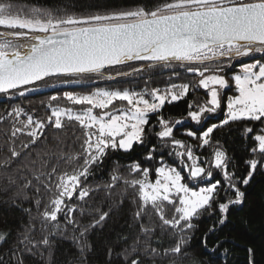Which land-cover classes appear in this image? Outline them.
Returning <instances> with one entry per match:
<instances>
[{
    "label": "snow or ice",
    "instance_id": "snow-or-ice-1",
    "mask_svg": "<svg viewBox=\"0 0 264 264\" xmlns=\"http://www.w3.org/2000/svg\"><path fill=\"white\" fill-rule=\"evenodd\" d=\"M0 28V94L9 99L24 97L41 86L56 87L45 83L48 78L75 84L116 80L144 70L107 71L128 61H146L149 68H167L175 62L197 78L194 83H171L164 89L140 92L128 88L65 91L40 101L46 109L41 118L20 106L7 111L11 122L2 130L0 193L21 207L28 220L7 249V261L0 254V264H24L20 253L43 257L44 249L50 259V237L62 235L69 227L83 254L91 247L87 234L111 212V207L104 210L103 203L89 204L96 191L103 190L108 197L119 195L123 203L128 189L132 190V203L137 205L133 218L140 231L131 239L118 238L117 243L125 245L116 253L122 264H144L143 258L161 255L152 246L158 228L157 243L165 235L175 239L163 255L182 254L190 239L187 233L197 227L194 220L204 213L211 216L218 212V223L223 225L230 207L243 203L245 193L239 185L247 186L257 168L264 169V0H138L133 7H104L79 14L67 8L21 7L13 0H0ZM256 54L261 58L240 63L238 71L228 75L227 69L234 62ZM233 85L236 94L227 97L225 118L205 126L208 115L221 109L222 91ZM198 88L205 91L207 99L189 101L186 117L175 121L165 118L162 110L166 103L178 102ZM151 114H156V125L151 128L159 127L154 132L159 147L171 149L168 154L180 160L187 180L197 182V186L184 182L181 170L164 164L163 156L161 166L154 169V182L150 179L152 169L132 158L126 166L113 162L109 181L95 187L88 184L94 169L100 170L111 153L129 154L134 146L146 144ZM6 116L0 114V122L8 123ZM185 119L202 128L199 133H184L199 142L195 146L174 136L175 127ZM231 124H242L237 131L251 142L247 149L251 158L243 161L246 175L237 174L238 166L219 140H213L216 130ZM68 129L73 142L79 143L78 150L64 148ZM205 147L211 148V158L201 161L195 148ZM157 150L158 146L149 148L144 162L152 161ZM214 171L222 178L213 181ZM205 181L200 187L198 182ZM118 186L121 191L116 193ZM24 202L33 207L23 208ZM89 216V223L81 222ZM208 231L214 232L215 226ZM9 236L10 229L0 230V243L7 242ZM204 240L206 246L207 235ZM112 255L110 247L108 256Z\"/></svg>",
    "mask_w": 264,
    "mask_h": 264
},
{
    "label": "trees",
    "instance_id": "trees-1",
    "mask_svg": "<svg viewBox=\"0 0 264 264\" xmlns=\"http://www.w3.org/2000/svg\"><path fill=\"white\" fill-rule=\"evenodd\" d=\"M138 0H13V3L21 7L37 6L49 9H68L75 13H82L87 11L103 10L104 7H133ZM0 30H3L0 28ZM261 54L255 56L244 57L242 61L234 62V66L227 69L228 75L238 71L240 63L253 62L255 59H260ZM148 62L140 64H125L117 66L114 69L107 71L114 73L115 71L130 72L134 67H143L144 70L125 77H118L116 80H88L80 83L81 88L78 90H57L50 94L34 97H20L15 96L9 99L6 96L0 97V114H5L10 111L12 107H23L26 112L33 114L37 118L46 115V109L41 105L40 101L47 100L51 95L62 94L65 91L75 93H85L94 91L96 89H123L128 88L137 92L143 91L145 88L151 89L153 87L164 89L171 83L181 84L187 82H195L197 79L192 74L188 73L184 68L178 66L174 62L171 67H163L156 65L154 67H147ZM59 81L53 79L46 81L48 85L50 82ZM47 88V87H46ZM234 86L222 91L224 101L221 109L214 114H209L207 119L203 121L205 126H211L213 123H219L225 118V108L227 97L234 95ZM207 99L206 93L203 89L190 90L189 94L178 102L172 104H165L162 112L165 118L175 121L186 117L187 104L189 101L202 102ZM121 102H117L120 105ZM126 104V102H123ZM8 123L0 122V144L4 143L5 137L2 130L10 127L11 118H8ZM20 119H26V116H21ZM156 125V114H151L149 119V127L146 132H149L147 142L145 145L134 146V151L125 154L123 152L111 153L101 165L100 170L94 169V175L88 179V184L95 187L110 180V173L113 167V162H119L122 166L132 162V158L140 161L143 167L152 169L150 179L155 178L154 169L161 166V156H163V163L176 167L181 170L185 177L184 182H188L190 186H197V182H189L187 180L188 173L182 169L180 160L174 155H169L170 148H160V142L155 137L154 132L159 130V127L151 128ZM242 124H231L222 129H218L213 133V140H219L220 144L226 150L227 155L238 166L237 174L246 175L245 165L243 161L251 158L250 152L247 150L251 146V142L241 137L238 128H242ZM187 130H194L198 133L202 131L200 125H196L190 119H185L183 124L177 125L174 129V136L176 139L185 140L187 143L197 145L199 142L192 140L184 135ZM77 134L79 131L77 130ZM51 136V132H49ZM21 139H26L21 136ZM72 130L68 129L66 144L64 148L66 151H75L79 149V143L73 142ZM19 145V141H17ZM153 146H158L157 152L154 154L155 158L152 161L144 162V156L147 150ZM211 148L205 147L195 148L196 155L201 157V161L205 157L211 158ZM4 153H7V148H4ZM190 163V162H189ZM207 166V165H202ZM230 164V168H231ZM15 167V165L13 166ZM70 170V169H69ZM121 171L126 175L122 167ZM221 175L214 171L213 181L221 179ZM6 183V181H5ZM199 185H204L207 182H198ZM241 191L245 193L243 203L240 205H232L227 214V219L223 225L218 223L219 213L208 215L204 213L193 223L197 225L187 235L190 237L188 244L182 250L180 255H163V250L174 246L175 239H169L167 235L162 238L161 243H157V237H160V229L156 231V235L152 238V246L157 247L161 255L155 257H145L144 264H264V169L257 168L253 178L247 186L239 185ZM116 193L121 191V187H117ZM10 195V194H9ZM29 195H32L29 193ZM231 195V194H230ZM133 193L128 189L127 193L121 203V197L113 194L111 197L103 191L93 192L89 204L103 203L104 210L111 207L109 217L101 225L91 229L87 234V243L91 245L86 248L81 254L77 243L72 239L73 232L71 227L66 232L56 234L50 237L51 241V258L49 259L48 250L44 249V255L41 257L38 253L36 255L28 253H20L24 260V264H122V257H118L116 253L120 252L125 246L123 242L117 243L119 237L128 236L133 238L140 231V224L134 220L133 213L137 208L136 204L132 203ZM23 208L33 207L30 202H24ZM35 212V210H34ZM171 215V212H168ZM79 219V214H77ZM152 219L159 223L158 218L152 215ZM28 217L21 211V207L13 205L9 201V196L0 193V230H11L7 242L0 243V254L5 255L7 261V249L15 242L18 229L22 223H27ZM91 217L82 219V223L87 224ZM148 217L145 216L144 223H147ZM61 223L63 218L61 217ZM215 226V231L209 233V229ZM37 237L39 238V223L37 222ZM76 235H79L76 233ZM207 235V244L205 246L204 237ZM113 249V255L108 256V249ZM251 249V253H249ZM186 254V255H185ZM15 264V261H12Z\"/></svg>",
    "mask_w": 264,
    "mask_h": 264
},
{
    "label": "water",
    "instance_id": "water-1",
    "mask_svg": "<svg viewBox=\"0 0 264 264\" xmlns=\"http://www.w3.org/2000/svg\"><path fill=\"white\" fill-rule=\"evenodd\" d=\"M146 61H128L126 64H140ZM56 78H48L47 81L53 80ZM81 88L80 83L75 84H58L56 87H47V88H39L37 91L29 92L24 97H34V96H41L45 94H50L57 90H78ZM1 96H5L4 94H0Z\"/></svg>",
    "mask_w": 264,
    "mask_h": 264
},
{
    "label": "flooded vegetation",
    "instance_id": "flooded-vegetation-1",
    "mask_svg": "<svg viewBox=\"0 0 264 264\" xmlns=\"http://www.w3.org/2000/svg\"><path fill=\"white\" fill-rule=\"evenodd\" d=\"M52 84L58 85V84H63V83H61L60 81H54V82H50L48 85H52ZM47 87H50V86H47ZM40 88H46V86H41Z\"/></svg>",
    "mask_w": 264,
    "mask_h": 264
},
{
    "label": "rangeland",
    "instance_id": "rangeland-1",
    "mask_svg": "<svg viewBox=\"0 0 264 264\" xmlns=\"http://www.w3.org/2000/svg\"><path fill=\"white\" fill-rule=\"evenodd\" d=\"M234 86V85H233ZM225 111H226V108H225ZM207 167V166H206ZM182 169H183V167H182ZM219 173V172H218ZM151 180H153V182H154V180H155V178L154 179H151ZM186 183H188V182H186ZM190 186V185H189ZM200 187H203V186H205V184L204 185H199ZM190 187H195V186H190Z\"/></svg>",
    "mask_w": 264,
    "mask_h": 264
}]
</instances>
